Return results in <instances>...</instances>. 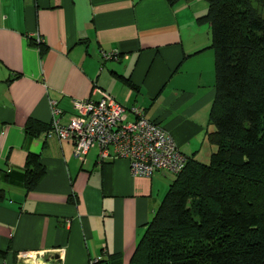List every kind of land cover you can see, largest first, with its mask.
Here are the masks:
<instances>
[{
	"label": "crops",
	"instance_id": "crops-1",
	"mask_svg": "<svg viewBox=\"0 0 264 264\" xmlns=\"http://www.w3.org/2000/svg\"><path fill=\"white\" fill-rule=\"evenodd\" d=\"M206 10L202 0H0V264L47 253L60 264H128L174 175L132 177L95 148L80 161L72 142L46 137L51 108L64 126L75 102L107 93L206 162L214 54L196 22ZM28 155L44 170L31 189Z\"/></svg>",
	"mask_w": 264,
	"mask_h": 264
},
{
	"label": "trees",
	"instance_id": "trees-1",
	"mask_svg": "<svg viewBox=\"0 0 264 264\" xmlns=\"http://www.w3.org/2000/svg\"><path fill=\"white\" fill-rule=\"evenodd\" d=\"M202 1L196 22L214 54L211 152L206 162L186 157L128 264H264V0ZM24 166L31 189L44 170L33 155Z\"/></svg>",
	"mask_w": 264,
	"mask_h": 264
},
{
	"label": "built area",
	"instance_id": "built-area-1",
	"mask_svg": "<svg viewBox=\"0 0 264 264\" xmlns=\"http://www.w3.org/2000/svg\"><path fill=\"white\" fill-rule=\"evenodd\" d=\"M101 58L117 60V53L101 52ZM98 93L100 97L96 101L75 102L76 113L64 126L58 122V112L51 108L46 137L72 142L74 155L80 161L91 148L96 149L100 162L125 160L132 177L150 178L157 171L171 175L180 172L186 156L164 129L145 118L139 109L124 108L111 95ZM99 261L100 257L87 264H99Z\"/></svg>",
	"mask_w": 264,
	"mask_h": 264
},
{
	"label": "water",
	"instance_id": "water-1",
	"mask_svg": "<svg viewBox=\"0 0 264 264\" xmlns=\"http://www.w3.org/2000/svg\"><path fill=\"white\" fill-rule=\"evenodd\" d=\"M33 264H60V261L58 259V254L47 253L34 256Z\"/></svg>",
	"mask_w": 264,
	"mask_h": 264
}]
</instances>
